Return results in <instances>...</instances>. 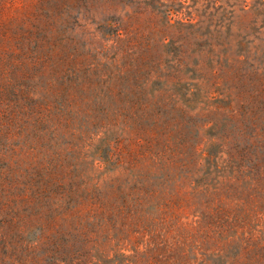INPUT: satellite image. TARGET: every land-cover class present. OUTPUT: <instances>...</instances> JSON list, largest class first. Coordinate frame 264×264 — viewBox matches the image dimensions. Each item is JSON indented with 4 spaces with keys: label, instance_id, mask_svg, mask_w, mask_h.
<instances>
[{
    "label": "rangeland",
    "instance_id": "obj_1",
    "mask_svg": "<svg viewBox=\"0 0 264 264\" xmlns=\"http://www.w3.org/2000/svg\"><path fill=\"white\" fill-rule=\"evenodd\" d=\"M0 264H264V0H0Z\"/></svg>",
    "mask_w": 264,
    "mask_h": 264
}]
</instances>
